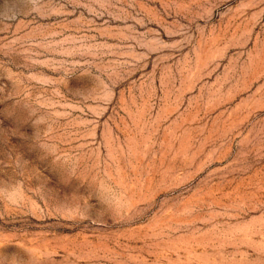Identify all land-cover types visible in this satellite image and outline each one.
Returning <instances> with one entry per match:
<instances>
[{
    "label": "rangeland",
    "instance_id": "374dc122",
    "mask_svg": "<svg viewBox=\"0 0 264 264\" xmlns=\"http://www.w3.org/2000/svg\"><path fill=\"white\" fill-rule=\"evenodd\" d=\"M0 264H264V0H0Z\"/></svg>",
    "mask_w": 264,
    "mask_h": 264
}]
</instances>
